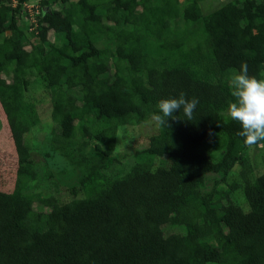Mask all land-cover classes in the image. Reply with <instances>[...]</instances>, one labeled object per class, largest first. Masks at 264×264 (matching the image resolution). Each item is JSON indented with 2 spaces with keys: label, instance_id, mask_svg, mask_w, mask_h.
<instances>
[{
  "label": "trees",
  "instance_id": "obj_1",
  "mask_svg": "<svg viewBox=\"0 0 264 264\" xmlns=\"http://www.w3.org/2000/svg\"><path fill=\"white\" fill-rule=\"evenodd\" d=\"M31 1L0 0V264H264V154L227 116L232 72L264 79V0ZM181 92L193 120L155 127ZM43 141L66 166L38 160Z\"/></svg>",
  "mask_w": 264,
  "mask_h": 264
},
{
  "label": "clouds",
  "instance_id": "obj_2",
  "mask_svg": "<svg viewBox=\"0 0 264 264\" xmlns=\"http://www.w3.org/2000/svg\"><path fill=\"white\" fill-rule=\"evenodd\" d=\"M229 88L234 99L229 101L227 116L242 126L238 135L244 137V144L248 148L264 147V79L250 76L248 65L244 62L239 71L232 72ZM198 103V98L189 99L184 92L178 97L162 98L157 102L158 112L152 114L151 122L160 128L169 117L180 119L174 116L177 111L187 120H193Z\"/></svg>",
  "mask_w": 264,
  "mask_h": 264
},
{
  "label": "rangeland",
  "instance_id": "obj_3",
  "mask_svg": "<svg viewBox=\"0 0 264 264\" xmlns=\"http://www.w3.org/2000/svg\"><path fill=\"white\" fill-rule=\"evenodd\" d=\"M36 0H32L30 3H28V8H32L35 5ZM208 3V0H206ZM206 4V3H205ZM212 4V3H211ZM214 4V3H213ZM57 7L58 5L55 4ZM208 6V5H207ZM32 14V13H31ZM22 20H27L30 18L26 15L24 12L21 16ZM36 100H38V111H42V121H43V137H47L50 135L49 133V126H51V117H50V110H49V91H44L42 88L37 91ZM28 96V95H27ZM31 95H29L30 97ZM30 100H34V98L31 96ZM0 121L2 122L1 128H0V221L4 220V218H7L6 211L8 212L7 206L4 204L7 201V192L8 189L11 187V185L14 182L15 178V171L11 169V165L13 163V160L15 159V151L14 146L12 144L11 140V133L6 121V116L4 111L2 110V106L0 104ZM150 128L149 124H146L144 126H138V128H133V130H124L125 136L123 137H138V135H141L142 132H148V129ZM38 132H35L34 134H37ZM42 134V133H41ZM35 137V136H34ZM35 142V140H34ZM122 142V143H121ZM120 142V147L118 150V153L122 152L124 153V140ZM36 143V142H35ZM47 143V142H46ZM43 141L39 146V151L37 153L38 160L46 163V165L50 166H60L64 167L66 166V161L56 155L55 157L50 158V156H46V152H53L51 148L48 147V145ZM123 145V146H121ZM251 153H256V155L260 158L264 154V147H259L256 152H254V148H250L249 150ZM53 154H55L53 152ZM261 159V158H260ZM263 167V165L261 164ZM45 185V183H43ZM2 218V220H1ZM6 230V229H3ZM1 231V230H0ZM5 234V231L3 232ZM0 232V242L4 241V235ZM1 246V245H0Z\"/></svg>",
  "mask_w": 264,
  "mask_h": 264
}]
</instances>
